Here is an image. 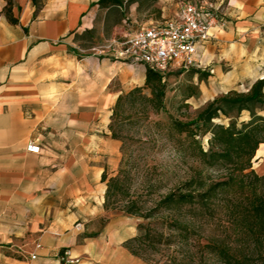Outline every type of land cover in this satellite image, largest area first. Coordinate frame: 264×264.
Listing matches in <instances>:
<instances>
[{"label":"crops","instance_id":"0c3cea01","mask_svg":"<svg viewBox=\"0 0 264 264\" xmlns=\"http://www.w3.org/2000/svg\"><path fill=\"white\" fill-rule=\"evenodd\" d=\"M99 1L12 0L13 24L0 0V248L13 257L58 264L62 251L78 256L85 239L75 223L105 211L101 177L117 151L112 111L120 96L144 85L148 67L82 51L151 23L109 22L107 12L121 9ZM170 3L174 17L177 2L158 0L162 18ZM205 3L225 27L199 44L197 67L204 52H217L236 78L264 79V0ZM30 143L39 154L26 151Z\"/></svg>","mask_w":264,"mask_h":264},{"label":"rangeland","instance_id":"374dc122","mask_svg":"<svg viewBox=\"0 0 264 264\" xmlns=\"http://www.w3.org/2000/svg\"><path fill=\"white\" fill-rule=\"evenodd\" d=\"M4 1L6 6L2 13L6 15L7 4L13 6V2ZM120 1L121 11L110 10L106 14V20L112 23L125 20L129 27L170 20L176 6V3L166 5L162 18L158 0ZM203 54L206 59L203 66L188 71H170L162 77L165 85L163 111L149 114L147 120L133 117L114 124V132L119 138L115 140L117 151L110 157V165L106 168L107 179L115 177L122 166L123 171L128 174L130 193L150 201L149 205L168 189L187 179L196 167L192 161L175 153L174 148L178 145L179 138L175 136L171 139L167 136L166 124L170 118L189 121L214 99L230 91L246 93L252 86L248 81L236 78L238 71H233L227 63L219 61L217 52L208 51ZM141 88L143 95L149 96V90L144 85ZM257 113L264 115L261 110H257ZM249 119V114L242 112L236 119L237 128H241V124ZM229 122L224 117L215 120V123L221 125H228ZM207 137L209 134L202 142L205 149ZM114 150L111 147L106 151L111 153ZM252 170L259 176L264 175V153L255 154ZM228 199L230 198L218 196L213 200L209 214L205 215L206 224L196 233L190 234L186 242H180L176 235L164 232L157 225L156 230L168 237L169 242L166 243L165 239L157 241L154 243L155 250L140 252L138 256L132 255L125 248V242L143 233L140 226L145 225V221L117 211H104L99 216L82 218L78 222L82 224L80 238L85 239L84 250L78 256L71 255L74 262L70 264H236L234 260L227 262L221 258L218 247L229 250L231 255H235L244 264H264L259 256L264 255V240L253 245L245 235H241L239 229L242 228V223L232 214L231 208L226 209ZM205 245H209V248L206 249ZM133 247L136 245L133 244ZM30 248L32 246L28 245L24 250L29 252ZM0 264L56 263L30 260L28 254L24 253L13 257L12 252L2 247Z\"/></svg>","mask_w":264,"mask_h":264},{"label":"trees","instance_id":"16d2710c","mask_svg":"<svg viewBox=\"0 0 264 264\" xmlns=\"http://www.w3.org/2000/svg\"><path fill=\"white\" fill-rule=\"evenodd\" d=\"M189 1L199 3L203 0ZM120 4V0L99 1L101 8ZM11 7L8 3L6 16L9 22L15 24L16 20L11 18ZM163 76L147 68L144 87L149 90V96L143 95L142 88H135L117 99L109 125L112 139L119 138L114 132L117 122L133 117L147 120L149 114L164 110ZM257 110L264 111V79L255 81L246 93L230 91L214 99L194 119L182 122L170 118L166 133L171 139L175 136L179 138L175 153L192 161L196 167L187 179L168 189L151 205L150 201L130 193L128 174L122 166L115 177L107 179L106 173L102 174L101 181L106 184L104 210L122 212L146 222L140 226L143 230L141 235L125 242V248L132 255L155 250L154 243L162 239L169 242L168 237L156 230L157 225L164 232L176 235L180 242H186L190 234L206 224L205 215L209 214L210 204L218 196L230 198L226 209L231 208L232 214L242 223L239 231L249 239L250 244H260L264 240V175L259 176L252 170L255 154L264 144V115H259ZM242 112H247L250 119L238 129L236 119ZM223 117L230 120L228 125L215 123ZM208 134L205 149L202 142ZM204 247L208 249L209 245ZM217 250L225 261L244 264L229 250L223 247ZM259 256L264 262V255Z\"/></svg>","mask_w":264,"mask_h":264},{"label":"built area","instance_id":"2783aa9c","mask_svg":"<svg viewBox=\"0 0 264 264\" xmlns=\"http://www.w3.org/2000/svg\"><path fill=\"white\" fill-rule=\"evenodd\" d=\"M224 27L220 14L205 0L199 3L179 0L172 19L151 23L129 36L108 39L82 54L144 65L161 75L176 70L188 71L197 67L199 44L212 38V30ZM26 151L39 154L40 147L30 143ZM74 230L80 232L82 224L77 222ZM30 258L36 257L32 254ZM59 261L70 264L74 259L69 251H64Z\"/></svg>","mask_w":264,"mask_h":264},{"label":"bare ground","instance_id":"6f19581e","mask_svg":"<svg viewBox=\"0 0 264 264\" xmlns=\"http://www.w3.org/2000/svg\"><path fill=\"white\" fill-rule=\"evenodd\" d=\"M257 153H264V144L260 145L259 149L257 150Z\"/></svg>","mask_w":264,"mask_h":264}]
</instances>
